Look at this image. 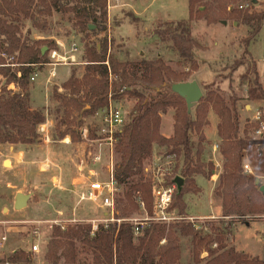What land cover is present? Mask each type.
Listing matches in <instances>:
<instances>
[{
	"label": "trees",
	"instance_id": "16d2710c",
	"mask_svg": "<svg viewBox=\"0 0 264 264\" xmlns=\"http://www.w3.org/2000/svg\"><path fill=\"white\" fill-rule=\"evenodd\" d=\"M237 1L215 0L213 6L205 0H189V20L171 23L166 30H157L162 41L172 42L179 59L177 66L187 68L189 72L174 70L161 57L152 61L120 62L108 57L107 45L101 44L99 49L97 45L87 43L83 77L77 78L73 74L62 86L64 94L54 92L64 113L62 125L67 134L77 133L78 138L81 135L80 116H91L107 108L111 100L136 101L129 120L118 134L115 147L119 159L115 180L119 189H123L121 217L137 209L139 201L145 204L149 215L153 213V185L144 176V164L152 158L154 144L166 147L167 155H175L177 160L184 157L181 172L184 184L173 194L171 211L185 217L184 196L201 193L195 177L202 175L210 179L216 170L213 164L207 166L202 162L203 131L209 125V113L213 112L219 120L217 135L223 159V173L215 191L222 201V218L211 222L208 231H205L206 227L200 230L191 222H180L175 224L177 226L148 223L139 236H135L134 225L129 222L110 223L107 227L100 225L94 234L91 224L55 225L46 246L45 262L78 264L80 255L86 254L91 257V264H179L180 238L186 237L191 239V257L195 264H264V260L238 252L229 245L236 223L249 224L252 217L264 215L261 179L245 175L242 169L244 161L248 160L256 163V168L264 173V151L257 154L256 144L251 143L247 133L241 137L239 99L227 102L212 83L205 87L207 93L192 114L193 110L189 112L185 100L171 90L173 84L189 81L191 73L200 69L196 51L201 46L192 37V23L232 20L250 29L249 36L240 41L244 53L232 68L236 71L247 66L242 81L248 82V98L252 102L264 101L258 64L249 50L262 32L264 11L239 10L234 4ZM55 13L74 15L73 26L82 33H88L91 25L97 28L93 33L105 31L108 0H0V78L6 80L0 93V145H33L39 139L38 129L46 122V116L32 108L29 85L36 67L47 63L52 48L42 40H32L31 36L26 38L23 34L26 21H30L34 29L46 30V19ZM44 47L48 51L43 55ZM16 66L18 69L14 70ZM12 84L21 92L9 90ZM168 109L174 110V133L170 138L160 133L162 114ZM73 126H78L76 132L71 131ZM194 134L199 138L196 155L192 147ZM174 178H167V185H174ZM257 179H260V185L256 184ZM115 217L120 219L117 214ZM7 264H35L33 252L17 250L8 258Z\"/></svg>",
	"mask_w": 264,
	"mask_h": 264
},
{
	"label": "rangeland",
	"instance_id": "374dc122",
	"mask_svg": "<svg viewBox=\"0 0 264 264\" xmlns=\"http://www.w3.org/2000/svg\"><path fill=\"white\" fill-rule=\"evenodd\" d=\"M214 1L215 0H205V2L215 6ZM247 1L248 0H239L234 3L235 7L241 10L240 6L244 5ZM257 1L258 3L249 9L264 11V1ZM189 17V0H108V19L105 31H97L93 33L92 31L97 30V28L91 25L93 26V29H91L88 33H82L78 28L73 26L74 15H62L55 13L52 17L46 19L48 24V28L46 30L34 29L31 22L26 21V29L24 30L23 36L26 38L27 36H31L32 40L36 41L42 40V42L46 45H50L52 50H58L59 55L66 59L60 65L61 67L53 68L46 65L36 67L35 73H37V75L42 72L43 69L50 70L51 73H53V70L55 69L58 73L57 79H59V77L66 75L70 69L72 75L74 74L76 77L82 78L85 74V67L87 65L85 59V44L87 43L90 45L95 44L99 49H101V44H103L104 47L107 45L108 57H114L120 62L140 60L152 61L161 57L174 70L189 72L187 68L177 66L179 59L174 52L172 42L162 41L157 31L160 28H163L162 30H166L168 27L167 25L171 23L187 21L189 20ZM222 20L223 19H219V21L212 24H207L205 20L192 23V37L201 46L200 49L196 51V59L200 63V69L197 72L191 73L190 80L187 82L196 81L202 88L204 96L207 93L205 87L214 83L215 89H218L220 95L227 102H229L230 99H239L237 104L241 117V137L244 138L247 133L251 143L256 144L254 146L257 147V154H262L264 151L263 145H260V143L258 144V142L253 139L252 135L256 128V126H254L255 114L258 109L264 111V101L252 102L248 98V82L242 81V76L246 74L247 66L240 67L236 71L232 68L234 66V62L244 53V49L241 46L240 41L249 36L250 29L242 23L233 22L232 20H229L228 22L225 21L227 24L223 27ZM29 32H31V34ZM249 50L253 59L258 64L260 81L264 85V25L261 34L258 36L257 40L250 45ZM72 57H74V61L71 60ZM50 60V55H48L47 62ZM16 69H18L17 66L14 70ZM47 73L48 71H46L45 75ZM57 79L51 81L47 90V93L49 92V94H51V104H54L50 109L52 117L49 118V121L51 122L49 132L51 142H53L51 146L53 147V156L57 160L55 164L58 165V163L61 162V165L71 166L73 164V161L71 160L76 161L74 156L80 149L81 145L82 147L84 146V160H87L88 151L92 148L88 142H85L82 136L78 138L76 135L77 133L71 135L72 140L76 141L75 143H60L61 139L68 132L66 131V127L62 125L64 113L61 104L54 98V92L65 93L62 89L64 84L60 83ZM5 83L6 80L1 77L0 89L5 87ZM32 83L33 82L30 80V86ZM34 85L35 89L32 91L33 100L38 105L45 104L48 99V94L45 98V93L43 92L44 90L41 86H39V82L34 83ZM9 90L15 93L21 92V90L16 86L14 88H10L9 86ZM119 102L124 108L127 120H129L136 101L125 99ZM192 110V114H194V108ZM91 116L83 118H81V116L79 117L78 120L82 122L79 126L80 130L83 128L93 131L97 130L95 127L99 126V121L95 120ZM173 117L174 110L172 109H168L166 114H162L160 133L164 137L170 138L173 136ZM47 118L48 117H46V119ZM208 121L209 125L206 126L203 131L205 141L203 143L202 162L207 166L209 164H213L215 166L216 170L213 171V176H218V179L215 178L216 181H212L210 184L205 178L200 177L198 179V183L200 184L201 194H187L184 196V199L187 202L186 204L192 208L193 214L196 215H207L215 210H218L217 205H210V197L212 195L211 189L214 186V195L216 197L215 191L220 185V177L223 173V159L219 151L221 141L217 138L218 135L216 134L219 120L213 112H210L208 115ZM77 129L78 126H73L71 131L76 132ZM41 138L43 137L39 133V139L32 146L41 145ZM81 141L82 143H80ZM198 144V135L194 134L192 140L194 155H196ZM259 146H261V148ZM166 152V147H161L157 144L153 145V156L144 164V176L147 181L151 178L150 168L154 167L155 164L162 166L165 170L173 171L176 178L181 177V172L184 168V157H181L180 160L173 162L172 160L167 159L168 155ZM104 153L103 161L97 165H93L91 161L84 162V165L85 163L89 164V169L97 172L98 179L101 181L107 180L106 169L110 159L108 152L105 151ZM4 159L8 160V158L0 156V198L7 199V204L9 205L10 199L13 198L12 193L17 190L12 188L9 190L7 187L11 165L9 166L7 163V165L4 164L2 166L1 161ZM76 159H79V157H76ZM43 160V158L40 159V162L38 163L39 165L37 166H43ZM118 162L119 159L114 150L115 168ZM251 165L255 169L257 178L261 179V185L264 186V173H260V170L256 168V163L251 162ZM94 179L96 178H93L92 181ZM90 182L91 179H88L89 184ZM30 188L27 189L28 192L33 191V188ZM85 190L81 191L79 196L73 194L74 198L77 197L78 199V207L76 208V211L77 209L82 208V220L78 217V212L72 211L73 205H71L69 197L66 196V199H61L66 212L63 215V218L61 220L48 219L50 221L45 223H36L33 221L28 223L13 222L18 218H20L19 221H26V219H22V215H18L20 213L17 211L14 213L5 212L2 214L0 204V264H7V260L12 255L13 250H20L23 248L28 249L33 245H38L40 250L39 253H33L35 264H48L45 262L44 258L46 246L50 240L53 226L60 224L64 226H74L80 223L91 224L92 226L93 221H97L99 225H102L101 220L104 218V209L101 207V202L81 201V195ZM7 191H10L11 194L7 193ZM122 199L123 189H119L115 196V203L117 211L116 214L119 215L120 219H138L143 221V219L147 217V214L140 210L139 206L137 209L134 208L128 216L121 217L123 205L120 200ZM44 205L45 209L49 207L48 214H53L57 211V208L54 205H49L48 203ZM60 205H62V203ZM86 207H92V212L91 210H87ZM84 208H86V210ZM45 209L43 210V207H41L39 211H34V208L31 206L29 210L31 211L30 215L32 219L36 220L38 219L37 216L40 218V216L45 215V213H47ZM22 214H28V212L24 211ZM221 218L222 216L216 219L196 220L192 218L191 220L187 219V221H182V223L191 222L196 224L200 230L206 227L205 231H208L207 226ZM251 220V222L260 223H254L250 227H241L238 231H236V233L235 230H233L236 245L240 250L248 251L252 254H263L264 244L262 243L261 237L264 233V215L252 217ZM241 225L244 226L245 224ZM3 238L6 240L3 241ZM229 245L236 248L233 240L231 241V237L229 238ZM180 246L181 260L179 264H195L191 257V239L186 237L180 238ZM203 257H206V255H203ZM257 258L264 260V256H258ZM78 264H91V257L86 254H81ZM201 264H206V262Z\"/></svg>",
	"mask_w": 264,
	"mask_h": 264
},
{
	"label": "crops",
	"instance_id": "0c3cea01",
	"mask_svg": "<svg viewBox=\"0 0 264 264\" xmlns=\"http://www.w3.org/2000/svg\"><path fill=\"white\" fill-rule=\"evenodd\" d=\"M224 27V25H223ZM57 67H61L60 65ZM46 71H48V73L45 75ZM64 74V73H62ZM72 77V73L69 69V71L67 72L66 75H63L61 77L58 78V73L55 71V75L52 76L50 70L47 69H43L42 72H40L35 81L32 83V85L29 88V95H30V99H31V106L34 110H39L42 111L46 117H48L46 119V122L43 124L44 129H47V132L50 136V132H49V127L51 122L49 121V118L52 117L51 116V106H53L54 104H51V99H50V95L49 92L47 93L48 90V85L51 83L52 80H58L60 83L65 84L70 78ZM78 78V77H77ZM39 82V86H41V88L44 90L43 92L45 93V98L46 95L48 94V99L46 100L45 104L43 105H38L35 103V101L33 100V95H32V91L35 89V85L34 83ZM14 88L15 85L12 84L10 85V88ZM0 93H1V89H0ZM92 118H94L93 116H91ZM85 131V133H84ZM90 132V136L91 138L95 137V133L93 130H89L87 128H83L80 130V133L82 136V138L86 141L85 139V134H87L86 132ZM171 131V129H170ZM217 134V132H216ZM217 138H219L217 136ZM51 139V138H50ZM42 144L41 145H36V146H32V145H7V144H3L0 145V156L3 158H8V160H2V166L5 164L6 161H8L9 166L11 165V170H9V175H8V181H7V187L10 190L11 188L14 190H17L15 192L12 193L13 198L10 199L9 205L7 204V199H2L0 198V204H1V212L2 214L7 212V213H11V212H18L20 214L18 215H22V219H26L25 220H20V218H18L16 221V223H28V222H36V223H40V222H48L50 220L48 219H56V220H61L63 218V215L66 213L65 209H64V205H63V201L61 199H66V197H69L70 199V203L71 205H73V209L72 211H76L77 206V197L74 198L73 194L75 195H80L81 191L87 189V187L89 186L88 183V179L90 180L91 178L89 177V175L93 172V170L89 169V164L85 163V161H91V158L89 157V155H91L92 150L90 149L88 151L87 154V160H84V151H83V147L81 145L80 149L78 150V152L76 153V155L74 156V160L73 164L70 166H64L61 165V162L57 164H55V162H57V160L54 158L53 156V147L51 146L53 144V142L50 143H45L43 138H41ZM72 140V136L70 134H66L64 135V137L61 139L60 143H64V144H68V143H75L76 141ZM82 143V141L80 142ZM86 145V144H85ZM82 148V149H81ZM76 157L79 159H76ZM44 159L42 161L43 166H37L39 165L38 163L40 162V159ZM83 158V159H82ZM80 160V161H77ZM92 163V161H91ZM94 165V164H93ZM97 165V164H95ZM89 173V175H88ZM200 177L205 178L202 175H197L195 177V182L196 185L200 188V184L198 183V179ZM218 179V176L214 177L212 176L211 179H207L205 178L208 183L211 184V182H215L216 179ZM97 179V178H96ZM95 180V179H94ZM31 187V188H30ZM33 188V191L28 192L27 189ZM201 189V188H200ZM214 186L211 189V197H210V205L214 206L217 205L218 210L214 212H211L210 214H202V215H196L193 214L192 208H190L187 204V211H186V215L185 218L187 216V218H193V219H216V218H220L222 216V201L221 199H219L217 196L215 197L214 195ZM7 193L11 194L10 191H7ZM22 193V194H26V195H30V200L27 204V206L23 209V210H16L15 209V201H16V196L17 194ZM201 193H199L198 195H200ZM191 195V194H190ZM66 196V197H65ZM185 200V199H184ZM48 203L49 205H54L56 206V210L55 213L53 214H48L49 212V207H47L46 209L44 208L45 205ZM62 203V205H60ZM185 203L186 200H185ZM34 208V211H39L41 207H43V210L45 209V211H47V213H45V215L37 216L38 219L33 220L31 217V211L29 210L30 207ZM87 210H91L92 212V207H86ZM86 208H84L86 210ZM81 209L79 208L77 209L76 212H78L79 214V218L82 220V215H81ZM24 211L28 212V214H22ZM58 213V214H56ZM48 214V215H47ZM104 215L105 211L103 212ZM77 215V214H76ZM76 219V218H75ZM28 220V221H27ZM39 221V222H37ZM64 221V220H63ZM65 221H69V220H65ZM254 223H260V222H251L249 224H245L244 226L241 225V223H236L235 225V233L236 231H238L239 228L241 227H250L252 224ZM263 224V223H262ZM233 240V243L235 245V249L237 251L240 252H244L246 254H249L251 256L254 257H258V256H264L263 254H252L248 251H244V250H240L235 242V236L233 233V236H231V241ZM234 247V246H232ZM22 250H26V251H31V247H29L28 249H22ZM17 250H13L12 253H14ZM264 259V258H263Z\"/></svg>",
	"mask_w": 264,
	"mask_h": 264
},
{
	"label": "built area",
	"instance_id": "2783aa9c",
	"mask_svg": "<svg viewBox=\"0 0 264 264\" xmlns=\"http://www.w3.org/2000/svg\"><path fill=\"white\" fill-rule=\"evenodd\" d=\"M264 1V0H263ZM253 6L252 0H248L244 5L240 6L241 10L249 9ZM50 61L44 65L50 67H57L61 65L66 59L59 55L58 50H51L49 53ZM74 61V57L71 58ZM108 64V63H106ZM51 73L52 76L55 75ZM37 77V73L31 76V81L34 82ZM95 120L99 121V126L95 127V137L91 138L90 132H86L85 139L92 148V153L89 155L93 164H99L103 161L104 152L107 151L109 154V164L106 169L107 180L101 181L98 179L97 172L90 174L91 182L88 188L81 195V201L90 202H101V207L104 209L105 214L101 223L107 227L110 223H118L119 225L123 222H129L134 225L135 236H139L148 223H158L163 225H175L187 219L178 215L176 211H171V205L173 201V194L177 189V185H167L166 178H176L171 170H165L162 166L155 164L154 167L150 168L151 178L150 181L153 185V197H154V209L152 215H149L146 211L145 204L139 201V208L147 214V217L143 221L138 219H117L116 215V203L115 196L119 190L117 182L115 180V165H114V150L118 141V134L127 123V116L125 115L124 108L120 102L110 101L107 108L98 110L92 115ZM254 125L256 126L253 132V139L263 145L264 148V111L258 109L254 117ZM38 132L42 135L45 143H50V136L47 129H44L43 125L39 126ZM85 133V131H84ZM261 148V146H259ZM94 148V150H93ZM168 160L175 162L177 160L175 155H168ZM171 163V162H170ZM243 173L247 176L257 177L254 167L251 162L246 160L242 166ZM93 178H97L92 181ZM174 178V179H175ZM61 225V224H60ZM64 226V225H63ZM99 224L97 221L92 223L93 234L98 231ZM6 239L3 238V241ZM262 243L264 244V233L261 237ZM33 253H39V246L33 245L31 247Z\"/></svg>",
	"mask_w": 264,
	"mask_h": 264
},
{
	"label": "water",
	"instance_id": "95a60500",
	"mask_svg": "<svg viewBox=\"0 0 264 264\" xmlns=\"http://www.w3.org/2000/svg\"><path fill=\"white\" fill-rule=\"evenodd\" d=\"M257 3H258L257 0H253L254 5H256ZM222 23L223 25L227 24V22L225 21H223ZM92 27L93 26H90V29H93ZM47 51H48V48L44 47L42 49V54L44 55ZM171 90L173 93L179 95L181 98L185 100L189 112H191L192 109L198 103H200V101L204 97L202 88L196 81L173 84L171 86ZM7 163L8 161L5 162V165H7ZM174 183L177 185V188L181 190L184 184V180L181 177H177L175 178ZM256 184L260 185V179L256 180ZM260 189H261V192L264 193V186H261ZM29 200H30V195H26L22 193L17 194L16 201H15V209L23 210L27 206Z\"/></svg>",
	"mask_w": 264,
	"mask_h": 264
},
{
	"label": "bare ground",
	"instance_id": "6f19581e",
	"mask_svg": "<svg viewBox=\"0 0 264 264\" xmlns=\"http://www.w3.org/2000/svg\"><path fill=\"white\" fill-rule=\"evenodd\" d=\"M8 165H9V163H8Z\"/></svg>",
	"mask_w": 264,
	"mask_h": 264
}]
</instances>
